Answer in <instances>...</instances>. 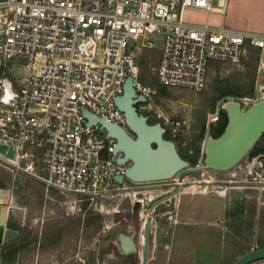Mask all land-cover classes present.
<instances>
[{
    "label": "built area",
    "instance_id": "2783aa9c",
    "mask_svg": "<svg viewBox=\"0 0 264 264\" xmlns=\"http://www.w3.org/2000/svg\"><path fill=\"white\" fill-rule=\"evenodd\" d=\"M216 2L222 9L224 0ZM186 7L213 8L211 0H0V159L16 165L28 148L39 151L40 179L67 212L137 183L115 161L114 139L81 108L126 125L114 98L131 77L147 109L154 90L138 77L136 52L156 45L152 35L157 83L198 91L210 62L237 63L253 50L252 92L234 96L241 109L264 99V18L261 29L245 30L186 21Z\"/></svg>",
    "mask_w": 264,
    "mask_h": 264
},
{
    "label": "rangeland",
    "instance_id": "374dc122",
    "mask_svg": "<svg viewBox=\"0 0 264 264\" xmlns=\"http://www.w3.org/2000/svg\"><path fill=\"white\" fill-rule=\"evenodd\" d=\"M152 37L155 46H141L136 52L138 77L154 90L147 106L150 122L158 120L165 127L164 136L174 141L179 154L195 164L206 127L212 136L219 130L214 113L218 100L233 95L221 94L218 87L224 83L248 84L251 79L254 83L253 54L247 51L237 63L210 62L205 86L191 91L154 80L159 39L157 35ZM259 140L264 144V130L255 143ZM255 143L227 169L200 167L167 179L127 182V189L102 198L82 212H67L62 195L44 187L39 151L28 148L32 155L21 157L16 165L0 159V204L7 206L0 264H139L145 217L153 216L152 230L160 231L168 218L164 211L168 209L170 214L173 209L171 202H156L150 210L149 206L172 188H180V209L189 204V217L194 221L198 220L201 203L213 208L219 200L224 201L222 222L227 258L248 246H263L264 149L256 150ZM116 224L119 227L111 231ZM198 226L204 225L192 221L181 225L186 232H194ZM121 228L135 243L131 252H123L116 243ZM188 234L182 233V241ZM185 240L187 244L181 246H193V238ZM188 257L189 254L185 260Z\"/></svg>",
    "mask_w": 264,
    "mask_h": 264
},
{
    "label": "water",
    "instance_id": "95a60500",
    "mask_svg": "<svg viewBox=\"0 0 264 264\" xmlns=\"http://www.w3.org/2000/svg\"><path fill=\"white\" fill-rule=\"evenodd\" d=\"M145 101L142 95H135L131 77H126L122 85V92L114 98L115 105L122 111L126 126L135 133L129 135L124 128L107 120L105 116H97L81 108V112L87 123L93 124L99 121L106 130V135L112 137V154L115 161L126 164L123 175L133 181H150L167 179L178 175L184 170H196L200 167L212 169H227L235 164L243 154L252 146L255 140L264 130V99L253 100L248 106L241 109L239 97L225 95L219 102V108L226 114V122L222 131L212 136L207 128L201 144V152L195 164L180 156L172 139L165 137V127L158 121L147 122V115L136 111L135 103ZM208 126V123H207ZM114 179L120 181L121 174L115 175ZM170 191L157 199L152 206L168 196ZM7 206L0 204V243L5 223ZM119 227L113 225L111 231ZM152 232L151 216L147 215L140 234L139 264H146L149 237ZM123 235L132 248L124 249L119 239ZM116 243L123 252L135 249V243L131 235L122 228L116 236ZM264 259V245L251 247L234 257L228 264H247L254 260Z\"/></svg>",
    "mask_w": 264,
    "mask_h": 264
},
{
    "label": "crops",
    "instance_id": "0c3cea01",
    "mask_svg": "<svg viewBox=\"0 0 264 264\" xmlns=\"http://www.w3.org/2000/svg\"><path fill=\"white\" fill-rule=\"evenodd\" d=\"M211 4L213 8L210 11L186 7L182 10V18L190 22L222 24L245 30H259L262 28L264 0H224L222 9L217 5L216 0ZM170 191H173V194L158 203L168 204L166 202H171L173 209L170 214H168V209L164 211L169 218H166L164 228L161 227L160 231L152 230V237L150 234L146 264H228L234 257L245 251L243 250L231 258H227L224 240L226 231L222 222L225 209L224 201L219 200L213 208L211 206L206 207L201 203L203 205L200 204L198 209V220L194 221L189 217V204L180 209V188H172L164 193ZM218 206L223 210L222 213L217 211ZM191 221L196 225L199 223L204 226L196 227L194 232H186L181 225L188 224ZM151 227L155 228L154 220ZM183 232L190 234L185 235L182 241L181 235ZM190 238L194 239L193 246H181L182 243L187 244L185 239ZM247 248L249 249L251 246ZM187 254H189V257L185 260ZM247 264H264V259L254 260Z\"/></svg>",
    "mask_w": 264,
    "mask_h": 264
},
{
    "label": "trees",
    "instance_id": "16d2710c",
    "mask_svg": "<svg viewBox=\"0 0 264 264\" xmlns=\"http://www.w3.org/2000/svg\"><path fill=\"white\" fill-rule=\"evenodd\" d=\"M252 51L253 50H250L251 54H253ZM252 59H253V61L255 60V56L254 55L252 56ZM154 80H155V77H154ZM252 89H253V80L252 79L250 80V82L248 84L224 83L223 85H220L218 87V90L221 92V94H233V95H247V94H250L252 92ZM217 122L219 123L220 127H219V130H218L216 135H218L222 131L223 127H224V124L226 122L225 114L220 115ZM255 144L257 145L256 146V150H258V151L261 150L262 151L264 149V144H263V142H260V140L257 141ZM8 226H11V225L8 223ZM13 228L16 229V227H13Z\"/></svg>",
    "mask_w": 264,
    "mask_h": 264
},
{
    "label": "flooded vegetation",
    "instance_id": "af4514ba",
    "mask_svg": "<svg viewBox=\"0 0 264 264\" xmlns=\"http://www.w3.org/2000/svg\"><path fill=\"white\" fill-rule=\"evenodd\" d=\"M135 107H136V111H137L138 113H142V114H144V115H147L146 121L150 123V116H151V113H149V111H148L147 109H141V108H139L137 102L135 103ZM222 114H225L224 110H222L221 108H218L215 117H216V118H219V116L222 115ZM225 116H226V114H225ZM122 127L124 128V130H125L129 135H131V136H134V135H135V133L132 132V131H131L126 125H124V126H122ZM180 156H182V155L180 154ZM182 157H183V156H182ZM182 172H183V171L180 170V173H179V174H181ZM179 174H178V175H179ZM130 252H131V251H130Z\"/></svg>",
    "mask_w": 264,
    "mask_h": 264
},
{
    "label": "bare ground",
    "instance_id": "6f19581e",
    "mask_svg": "<svg viewBox=\"0 0 264 264\" xmlns=\"http://www.w3.org/2000/svg\"><path fill=\"white\" fill-rule=\"evenodd\" d=\"M123 230H125L124 228H123ZM118 234V233H117ZM119 239H120V242H121V244H122V247L126 250V249H130V248H132V244L131 243H129L128 241H127V239L123 236V235H119Z\"/></svg>",
    "mask_w": 264,
    "mask_h": 264
}]
</instances>
